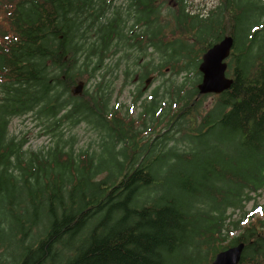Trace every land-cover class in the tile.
<instances>
[{"label": "trees", "instance_id": "1", "mask_svg": "<svg viewBox=\"0 0 264 264\" xmlns=\"http://www.w3.org/2000/svg\"><path fill=\"white\" fill-rule=\"evenodd\" d=\"M178 1L173 20L162 21L161 0H128L125 10L132 11L137 24L147 26L145 31H136L135 24H128L119 11L100 20L106 0H0V264H176L173 259L177 264H212L215 253L227 246L221 245L218 229L228 219L237 226L234 211L227 213L229 207H236L238 194L246 186L264 187V23L252 31L257 27L253 24L250 40L237 46L240 34H248L240 26L245 3L242 11L239 0H219L202 11L193 9L188 0ZM254 11L264 17V0L255 1ZM89 16L88 26L99 19V58L90 71L88 64L78 70L76 54L82 47L74 37ZM228 33L235 37L227 70L234 81L217 94L200 126L195 127V122L190 126L203 135L218 126L228 129L221 138L226 146L221 153L227 160L219 164L204 152L207 155L194 161L190 142L182 151L159 149L182 118H195L200 111L198 95H207L197 87L202 77L201 56ZM122 37L128 39L123 44L125 53L135 57L123 68L126 82L138 77L139 83L153 72L164 73L169 66L176 72H188L190 81L192 72L194 77L199 75L198 80L193 78L190 92L179 96L184 104L163 109L158 86L153 98L143 103L139 126L140 117L111 105L113 88L104 82L105 76L94 90L84 88L81 94H72V86L80 79L88 80L105 57L117 52L115 40ZM148 48L158 55L157 63L156 57L140 62L142 56H149ZM251 53L255 54L252 58ZM142 93L139 83L135 101ZM36 105L51 119L46 132L62 134L58 129L64 119L70 125L90 121L101 137V146L115 147L119 169L98 168L99 156L96 161L89 150L75 153V135L58 137L56 146L47 152L34 151L25 157L24 141L9 137L8 127L13 115L28 113ZM162 118L168 127L157 136L163 139H143ZM182 130L178 126L170 134ZM232 140L242 146L240 159L229 156L226 143ZM166 156L183 162L177 171L179 186L173 192L152 191L159 183L154 166ZM14 162L23 169L21 176L11 170ZM143 193L147 196L139 200ZM202 196L214 200L216 212L192 207ZM5 232L10 237L7 240ZM253 236L259 238L250 241L246 235L242 239L249 246L261 242L262 235ZM189 244L208 246L212 255L193 254L187 249ZM261 259L258 256L254 261ZM249 262L244 258L241 264Z\"/></svg>", "mask_w": 264, "mask_h": 264}, {"label": "rangeland", "instance_id": "2", "mask_svg": "<svg viewBox=\"0 0 264 264\" xmlns=\"http://www.w3.org/2000/svg\"><path fill=\"white\" fill-rule=\"evenodd\" d=\"M107 3L104 7H106V11L104 15L100 18V20H105L107 17H111L113 15H116L117 12H121L122 15L127 18L128 24H135L136 31H145L147 29V26L144 24L136 23L134 20V15L131 12L125 10L128 0H106ZM189 3L192 5L191 7L193 9H198L202 11H208L211 7L216 5L219 0H188ZM245 1V2H242ZM256 0H239L240 4H243L241 7L242 11L244 10V3L246 6V11L243 17V20L240 22V26L242 29H245L248 31V34L244 37L242 34H240V37L236 39L237 46L239 43H243L244 40H250L252 36V31H254L256 28H261L264 23V17H260L257 15L256 11H254V5ZM174 7V2L172 0H167L165 2L162 11H161V20L164 21L165 19H169L170 17L173 20L172 17V11ZM84 16H87V12L84 13L80 18L79 21H81ZM92 16H89V18L82 22V29L78 30L74 37V42H77L78 45H81L82 49L78 51L76 54L77 62L75 64V68L78 70H84L85 65L88 64L89 68L88 70H91V67L97 62L99 58V52H97L96 47L99 44V38L97 35V29H98V22L91 24L88 26V23L90 21V18ZM166 17V18H163ZM169 21V20H168ZM123 24V22H122ZM257 25V27H253L252 31L251 27L252 25ZM169 25H172V23L169 21ZM127 26L125 29L127 30ZM73 32V31H72ZM261 37V36H260ZM259 37V38H260ZM130 40V39H129ZM115 42H118V50L115 53H111L108 57H105L102 66L94 71L93 76H91L88 80L85 81V87L90 90H94L97 87L98 81L102 79L105 76L104 82L110 84V88H113V92L111 95V105L115 107H120L122 110L127 109L132 115L136 117H140L139 119V126L142 125V119L143 116H139L140 112L143 107V103L145 101L149 102V99L152 95L154 96V90L159 86L158 92L160 93V96L162 98V108L163 109H171L172 107H178L185 103V99L180 100L179 96L183 95L184 93L190 92V89L193 87V78L195 80L199 79V75L194 77V72H192V79L187 80V74L188 72H176L172 69L171 66L168 68H165V72L162 74H158L157 72H153L152 75L154 77L150 80V82L147 84L145 80L144 89L142 90L143 93L140 95V98L135 101L136 98V88L138 87L139 83L141 84V88L143 87L144 80L139 81L138 83V77H135L132 79V82H126L125 78H123V68L125 67L127 60L135 59V57L132 54H126V48L123 44L128 42V39L122 37L117 38ZM263 41L260 40V44H262ZM115 45H113L111 48L114 49ZM259 48V44H255L252 51H256ZM152 48H148V55L149 56H142L140 58V62L147 61L149 58H155L154 64L158 62L159 58H157L156 53H152ZM96 52V53H95ZM136 54H140V51L136 50ZM91 53V54H88ZM255 56V54L251 53L250 58ZM139 67V64L136 65ZM89 71L84 72V75L89 74ZM117 74L120 76L117 77ZM156 75V77H155ZM230 76V75H229ZM85 79V78H84ZM81 93V92H78ZM207 95H198L199 103H198V109L200 111H196L195 118L193 116L185 117L180 120V123L176 124L168 133L170 135L168 138H166V144L160 143L159 149L163 148L165 151L169 150L171 147L178 148L180 151L183 149L189 148V142L192 144L194 151L193 158L194 161H199L200 158H202L204 155V152H208L210 156L217 161V163L221 164L222 162H225L227 160L226 156H223L221 151H224L226 149L225 144L221 141V138H225L226 135L229 133L228 129H224L220 126L216 127L211 133L201 134L200 131H198L197 128L190 127L195 122V127L200 126L201 120L203 115L211 109L215 102L217 101V93H202ZM39 106L36 105L33 110H31L28 113L25 114H15L12 116L11 121L9 123L8 127V136L9 137H15L17 140L24 141V149H25V157L33 156V152H47L48 149L53 148L56 146V139L58 137H71L72 135H75V141H74V152L79 153L83 150H89L96 158L99 156L97 166L98 168L102 169H108L113 168L114 170H118L119 166L117 165V158L118 155L115 152L114 146H101L100 141L101 137L95 133L94 129L91 126L90 121H81L74 125H70L69 120L64 119L63 125L58 129L62 130V134H54L53 132H46V124L49 123L51 120L49 117H46L44 115V112L38 111ZM65 112V110H62L59 112V115H62ZM167 113V112H166ZM192 118V120H191ZM149 119V117H148ZM141 120V122H140ZM165 119L162 118L160 124H158L153 131H150L149 129L143 134V139L147 138H153L156 140V142L160 139L162 140L163 137L157 136V132L162 130L165 131L167 125L163 124ZM178 126L183 127L182 131L175 132L174 136L170 133H172ZM155 131V132H154ZM153 133V134H151ZM163 136V135H162ZM229 145V156L233 159H240L242 156V153L240 152V148L242 147L240 142L238 140H232L226 143ZM70 146V144H68ZM66 147L65 149H67ZM119 148V146H117ZM155 151V149H153ZM208 154V155H209ZM182 160L175 159L171 156H166L163 158L159 163L155 164L154 168L159 175V178L156 179L157 183L156 189L161 193L166 192H173V189L179 186L180 183V176L177 174V171L180 168H183ZM11 170L17 174L20 175L23 172V169L18 166L15 162L11 165ZM152 188V187H151ZM246 188H248L246 186ZM150 191V190H149ZM261 195H257L256 197L259 199L258 203L264 204V188L261 189ZM146 193H143L139 200H142L146 197ZM213 199H207L206 196H202L199 199H196L193 201L192 207H200L203 208L204 211H212L216 212L215 209H213L214 205ZM255 205V201L251 200L247 205V209H252ZM237 210V208H236ZM234 211L233 207H229L227 213H232ZM238 210L232 213V218L237 217ZM255 214H258L260 216H252L253 221L257 223L259 220L258 217H264V212H260V209L258 212H255ZM251 218V217H250ZM6 221L9 222L10 219L6 215ZM248 222V220H247ZM7 229L9 232H12L10 229V223H7ZM8 235L7 232L3 234ZM2 236V237H3ZM10 237L7 236L5 240L9 239ZM199 241L200 240H196ZM229 238H227L225 241L222 240L221 245L227 244L229 242ZM187 249L189 252L195 253H202L203 256L207 253V255L212 254L211 249L208 246H205L203 244H200L198 248H196L195 245H188ZM174 263H178L177 259L172 260ZM204 264V263H202Z\"/></svg>", "mask_w": 264, "mask_h": 264}, {"label": "water", "instance_id": "3", "mask_svg": "<svg viewBox=\"0 0 264 264\" xmlns=\"http://www.w3.org/2000/svg\"><path fill=\"white\" fill-rule=\"evenodd\" d=\"M234 43V35L228 33L203 52L198 65L202 73L201 80L197 84L199 93H221L232 85L234 78L227 74V70L228 57L232 52ZM151 78L152 76L147 77V84ZM83 86L84 81L80 80L72 87V90L74 93L82 92ZM243 248L244 242H240L219 250L215 254L213 264H238Z\"/></svg>", "mask_w": 264, "mask_h": 264}, {"label": "flooded vegetation", "instance_id": "4", "mask_svg": "<svg viewBox=\"0 0 264 264\" xmlns=\"http://www.w3.org/2000/svg\"><path fill=\"white\" fill-rule=\"evenodd\" d=\"M172 1L176 4L179 2L178 0H172ZM161 2L163 4H165V2H167V0H161ZM149 76H152V78L154 77V75H152V74H150ZM149 76H147V77H149ZM147 77H145L143 79L144 80L143 86L145 85V80L147 79ZM84 87H85V81H84V86H83L82 92L84 91ZM142 90H143V87H142ZM263 188L264 187H261L258 189H248V188L242 189L241 193L238 194L236 207L234 208V206H233L234 212L237 210L239 211L238 215H237V217H238L237 226L235 227L233 225L232 221L230 219H228L218 229V232L220 233V238L223 241H225L227 238H229V240H230L227 243V246H225L223 248H227L229 246L238 244L240 242H244V248L242 251L241 259H240L238 264H241V262L243 261L244 258L250 259V262L248 264H264V260H263L264 259V217H258L257 220H259V221L257 223H255V221H253V217H252V216H260L258 214H255V212H258L259 209H260L261 213L264 212V204L258 203L259 199L256 197L257 195L259 196L262 194L261 189H263ZM251 200L255 201V205L250 210V209L246 208V205ZM236 208H237V210H236ZM247 220H248V222H247ZM255 233H257L258 235H262L261 240H260L261 242L260 243L254 242V244H252V246H249L248 242H246L242 238H245L246 235H250L251 236L250 241H255L256 238H259V236H257V237L253 236ZM235 237L238 238L237 241H234ZM223 248H220L219 250H221ZM258 249H259V251H257ZM258 256H261L263 259L254 261V259ZM214 257H215V255L213 256L212 260L210 261L212 264H213Z\"/></svg>", "mask_w": 264, "mask_h": 264}]
</instances>
